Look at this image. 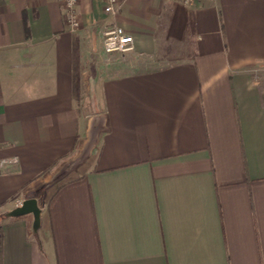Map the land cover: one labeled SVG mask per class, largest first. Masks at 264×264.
<instances>
[{"label": "crops", "instance_id": "1", "mask_svg": "<svg viewBox=\"0 0 264 264\" xmlns=\"http://www.w3.org/2000/svg\"><path fill=\"white\" fill-rule=\"evenodd\" d=\"M106 4L0 0V264H264V0Z\"/></svg>", "mask_w": 264, "mask_h": 264}, {"label": "built area", "instance_id": "2", "mask_svg": "<svg viewBox=\"0 0 264 264\" xmlns=\"http://www.w3.org/2000/svg\"><path fill=\"white\" fill-rule=\"evenodd\" d=\"M79 0H63L66 11V23L70 30L77 31L81 26L80 16L77 11ZM118 0H107L104 11L108 15L117 12ZM134 38L127 34L122 27L115 26L107 30L103 38V49L106 54L128 53L134 50ZM22 204V203H21ZM18 205H20L18 203Z\"/></svg>", "mask_w": 264, "mask_h": 264}, {"label": "rangeland", "instance_id": "3", "mask_svg": "<svg viewBox=\"0 0 264 264\" xmlns=\"http://www.w3.org/2000/svg\"><path fill=\"white\" fill-rule=\"evenodd\" d=\"M120 57V61L123 64V66L128 65L124 67L125 69L122 70L120 73H130L132 72V65L129 63L130 58L128 53H116ZM130 64V65H129ZM85 67L88 72V80L85 82V88L87 89L88 94L85 97L84 103L86 104L81 106L83 115L85 116H91L94 112L92 108V102H93V97L92 95V86H95L96 81L91 79V75L94 73H100L102 71H106L107 74V69L110 68V61H107L104 55L101 53V51L97 50H92L90 56H86L85 58ZM127 68V69H126ZM93 72V73H92ZM45 193V192H44ZM49 197V194H44L43 196V201H46Z\"/></svg>", "mask_w": 264, "mask_h": 264}, {"label": "water", "instance_id": "4", "mask_svg": "<svg viewBox=\"0 0 264 264\" xmlns=\"http://www.w3.org/2000/svg\"><path fill=\"white\" fill-rule=\"evenodd\" d=\"M42 209L39 207L38 200L35 198L26 199L22 201V204L15 208L11 213V217H21L28 214L34 216V229L38 230L41 226V214Z\"/></svg>", "mask_w": 264, "mask_h": 264}]
</instances>
